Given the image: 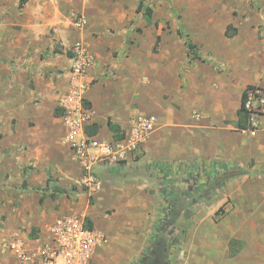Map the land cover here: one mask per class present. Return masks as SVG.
<instances>
[{
    "label": "crops",
    "instance_id": "obj_1",
    "mask_svg": "<svg viewBox=\"0 0 264 264\" xmlns=\"http://www.w3.org/2000/svg\"><path fill=\"white\" fill-rule=\"evenodd\" d=\"M30 1L22 18L43 17L44 11L30 7ZM85 5L78 8L85 14L86 27L67 30L60 37L64 46L82 38L95 55L85 104L94 110L96 136L110 140L115 137L110 123L125 131L129 119L140 114H154L156 127L143 143L139 161L99 168L102 185L90 196L73 185L82 171L63 141L62 120L54 114L58 96L66 88L64 72L71 56L65 49L53 50L51 39L44 35L32 45V35L40 28L30 24L7 38L8 48L0 42V51L9 52L1 57L13 60L0 66V99H8L0 100V240L19 235L27 244H37L58 213L77 212L86 214L107 236L96 247L91 264H119L135 248L144 247L154 226L160 198L156 165L191 159L264 161V130L250 135L235 126L246 86L264 88V53H258L264 46H256L252 28L244 21L229 17L219 24H224V34L230 24L236 29L231 42L222 41L219 33L216 36L208 22L202 24V54L207 58L195 50L196 57L188 55L186 46L177 47L172 55L162 51L150 58L141 45L127 47L123 35H93L120 26L125 30L138 17L135 9L120 21L118 13L105 8L93 12ZM261 24L264 29V20ZM46 51L50 54L44 56ZM119 53L123 57L118 59ZM182 65L187 87L184 106L182 100H173L179 93ZM164 94L172 100L164 99ZM48 177L51 186L67 193L52 198L44 190ZM22 181L25 186L19 184ZM89 199L93 203L86 207ZM13 261L20 264L15 255Z\"/></svg>",
    "mask_w": 264,
    "mask_h": 264
},
{
    "label": "rangeland",
    "instance_id": "obj_2",
    "mask_svg": "<svg viewBox=\"0 0 264 264\" xmlns=\"http://www.w3.org/2000/svg\"><path fill=\"white\" fill-rule=\"evenodd\" d=\"M28 1L0 0V42L5 44L6 48L9 47L7 38L30 24L40 28L38 34L32 35L34 38L32 45L36 46L44 35L51 39L53 50L65 49L64 52L72 53L71 46L75 40L66 41L69 45L64 46L60 37L67 30L75 29L68 20L69 12H81L78 6L86 4V8L93 12L97 8H105L109 13L114 12V15L118 13L122 21L124 18L127 19L128 12H133L137 5V0H31L30 7L43 10L44 15L40 18L26 19L22 17ZM146 2L152 10L151 16L137 15L136 20L125 30L120 26L109 31H95L93 35L100 36L99 38L112 34L119 37L123 35L127 47L132 46L136 49L141 45L151 58L159 56L162 51L172 55L177 47L183 48L185 46L183 37L178 32L181 30L183 36L195 44V52L207 58L206 54H202L205 29L202 24L208 22L216 36L219 33L222 41L231 42L234 40L236 29L232 24L226 26L224 32L227 31L228 35H225L224 24H219V21L225 22L227 18L232 17L239 18L247 27L252 28L254 33L252 39L257 47L264 46V35L261 31L264 0H146ZM157 37L159 40L154 46ZM76 40L84 41L82 38ZM16 49V54H20L19 47ZM2 53L8 55L9 52L6 49L4 52L0 51L1 67L13 62L8 61L7 57L2 58ZM258 53L262 56L264 49L261 48ZM47 54L50 53L46 51L44 56ZM117 56L118 59L123 57L120 53ZM218 67L222 69V66ZM184 70L185 66L182 65L179 74V93L173 97V100H182L183 106L186 104L184 100L187 92ZM145 76H148V73ZM163 97L172 100L167 94ZM0 100L8 101L5 97ZM219 160L222 163L215 167L208 165L212 162L208 159H191L176 161L167 169H161L159 165L153 169L160 184V198L155 207L154 222L163 218L160 211L163 207L165 211L169 210L172 217L169 225L165 226L168 245L167 250L163 252V264H264V161L258 164L254 159L241 162L217 159ZM26 169H30V166ZM241 171L249 172L237 174L227 180H214L223 174ZM19 184L22 185V182ZM161 187L170 190L169 200H163ZM92 203L93 200L89 199L86 207ZM166 222L163 221V227ZM1 240L0 264H14L13 253L3 248ZM153 244L149 235L140 251L135 248L132 255L123 258L119 264H145L140 256L146 249L153 250Z\"/></svg>",
    "mask_w": 264,
    "mask_h": 264
},
{
    "label": "built area",
    "instance_id": "obj_3",
    "mask_svg": "<svg viewBox=\"0 0 264 264\" xmlns=\"http://www.w3.org/2000/svg\"><path fill=\"white\" fill-rule=\"evenodd\" d=\"M68 20L75 29L86 27L83 13L71 11ZM264 35V29L261 30ZM71 63L64 72L66 88L57 99L56 108L64 125L63 141L72 151L81 168V177L74 181L92 196L99 191L102 178L99 168L114 169L124 163H136L143 155V143L154 131L157 118L154 114H140L129 119L120 137L100 140L88 129L94 122V110L85 104L90 85L88 71L96 65V58L87 44L75 40L71 46ZM244 109L248 125L240 129L250 135L264 130V88L254 85L245 89ZM107 240L86 214L63 211L50 223L47 234L37 244H27L19 235L2 239L3 248L11 251L20 264H91L96 247Z\"/></svg>",
    "mask_w": 264,
    "mask_h": 264
},
{
    "label": "trees",
    "instance_id": "obj_4",
    "mask_svg": "<svg viewBox=\"0 0 264 264\" xmlns=\"http://www.w3.org/2000/svg\"><path fill=\"white\" fill-rule=\"evenodd\" d=\"M146 0H137V5L135 8V11L137 13L138 16L142 15V14H146L147 16H151L152 14V10L146 5ZM180 36L183 37V42L187 48V54L189 55V53H194V49H195V44L192 43L190 40L186 39L181 30L178 31ZM225 35H228L227 31L225 32ZM159 40V37H157L155 45L157 44ZM68 56H71V53H68ZM194 57H196L195 53L193 54ZM254 85H247L246 88L252 87ZM245 88V89H246ZM245 89L242 92V96H241V101H240V106L237 109V119L235 122V126L238 129H242L245 128L248 125V114L247 111L244 109L243 103H244V96H245ZM55 115H60V110L59 108L55 109L54 112ZM109 128L114 132L115 137H120L119 136V128L114 125V124H109ZM97 129L94 125H92L91 127H89L88 129V133L89 134H94L96 133ZM222 163V161H212L210 164L211 166H217L218 164ZM171 164L168 163H161L159 164L161 169H167L170 167ZM249 171H241V172H237V173H228V174H223L221 176L216 177L214 180L215 181H221V180H227L230 179L234 176H236L237 174H245L248 173ZM22 186H25V181H22ZM162 188V187H161ZM44 190H48L49 191V195L54 198L57 195H62V194H66L67 191H65L64 189H61L60 187L56 186V185H52L51 186V178L48 177L47 179V183L46 186L44 188ZM170 197V190L164 189L162 188V198L164 201L169 200ZM42 200V198L40 199V201ZM187 204H189L187 202ZM160 211L162 212V216L163 218L158 219L155 221L154 226L151 230L150 233V240L154 242L153 250H149L146 249L144 250V252L142 253V255L140 256L141 258H143V261L145 264H163V259H164V253L167 250V235H166V229L165 226L169 225V221L172 220L171 215L169 214V210L165 211V208H161ZM174 219V218H173ZM167 221L166 224L162 225L163 221Z\"/></svg>",
    "mask_w": 264,
    "mask_h": 264
}]
</instances>
